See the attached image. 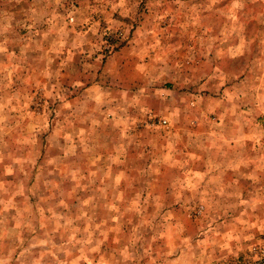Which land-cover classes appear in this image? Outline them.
<instances>
[{
    "label": "rangeland",
    "instance_id": "374dc122",
    "mask_svg": "<svg viewBox=\"0 0 264 264\" xmlns=\"http://www.w3.org/2000/svg\"><path fill=\"white\" fill-rule=\"evenodd\" d=\"M245 263L264 0H0V264Z\"/></svg>",
    "mask_w": 264,
    "mask_h": 264
},
{
    "label": "built area",
    "instance_id": "2783aa9c",
    "mask_svg": "<svg viewBox=\"0 0 264 264\" xmlns=\"http://www.w3.org/2000/svg\"><path fill=\"white\" fill-rule=\"evenodd\" d=\"M163 123V122H162ZM245 264H250V263H245ZM251 264H257V263H251Z\"/></svg>",
    "mask_w": 264,
    "mask_h": 264
},
{
    "label": "crops",
    "instance_id": "0c3cea01",
    "mask_svg": "<svg viewBox=\"0 0 264 264\" xmlns=\"http://www.w3.org/2000/svg\"><path fill=\"white\" fill-rule=\"evenodd\" d=\"M237 163V162H236Z\"/></svg>",
    "mask_w": 264,
    "mask_h": 264
}]
</instances>
